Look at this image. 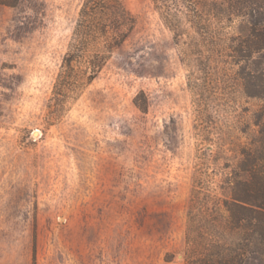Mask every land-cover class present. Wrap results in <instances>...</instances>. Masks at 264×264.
Masks as SVG:
<instances>
[{
  "label": "rangeland",
  "instance_id": "rangeland-1",
  "mask_svg": "<svg viewBox=\"0 0 264 264\" xmlns=\"http://www.w3.org/2000/svg\"><path fill=\"white\" fill-rule=\"evenodd\" d=\"M82 1L0 5V264H185L203 146L190 67L152 0H123L134 34L49 124ZM230 91L231 121L263 103Z\"/></svg>",
  "mask_w": 264,
  "mask_h": 264
},
{
  "label": "trees",
  "instance_id": "trees-1",
  "mask_svg": "<svg viewBox=\"0 0 264 264\" xmlns=\"http://www.w3.org/2000/svg\"><path fill=\"white\" fill-rule=\"evenodd\" d=\"M152 2L190 67L194 129L203 145L187 210L185 264H264V0ZM137 24L123 0L82 1L47 104L49 124L81 98ZM233 82L263 102L236 121L228 102ZM137 106L148 110L146 100Z\"/></svg>",
  "mask_w": 264,
  "mask_h": 264
},
{
  "label": "water",
  "instance_id": "water-1",
  "mask_svg": "<svg viewBox=\"0 0 264 264\" xmlns=\"http://www.w3.org/2000/svg\"><path fill=\"white\" fill-rule=\"evenodd\" d=\"M37 132H38V131H37ZM37 132H36V133H37Z\"/></svg>",
  "mask_w": 264,
  "mask_h": 264
}]
</instances>
